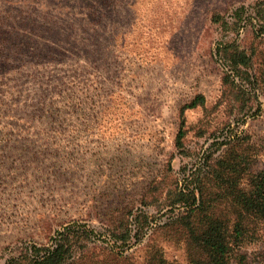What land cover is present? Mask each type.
Listing matches in <instances>:
<instances>
[{"label":"rangeland","instance_id":"1","mask_svg":"<svg viewBox=\"0 0 264 264\" xmlns=\"http://www.w3.org/2000/svg\"><path fill=\"white\" fill-rule=\"evenodd\" d=\"M241 6L254 17L264 0H0V264L122 213L151 221L146 234L78 264H194L168 224L186 209L165 197L227 162L218 183L207 174V210L228 234L240 220L228 264H264V223L224 192L264 171V35L213 20ZM228 41L251 60L247 90L224 83Z\"/></svg>","mask_w":264,"mask_h":264},{"label":"trees","instance_id":"2","mask_svg":"<svg viewBox=\"0 0 264 264\" xmlns=\"http://www.w3.org/2000/svg\"><path fill=\"white\" fill-rule=\"evenodd\" d=\"M245 13L247 10L241 6L233 11L230 21L219 14L214 15L213 20L222 22L223 25L230 24L236 34L249 22L250 24L254 22L256 34L264 35V9L253 11L254 17L251 16V13L244 17ZM228 43H231L232 49L228 45L226 48L229 51L225 48L220 54L227 67L224 83L234 85L235 80H238V85L247 90V85L250 83L251 60L234 45L233 41H228ZM203 102L202 97H197L185 108L192 109ZM179 139L178 146H180ZM218 168L213 166V169L200 177L192 175L190 182L185 184L184 188H175L172 195L169 191L165 197L166 206L174 207L178 204L179 207L186 209L185 216L170 219L168 224H177L184 229L192 245L198 250L194 264H228L232 244L243 237L240 220L235 223L234 232L228 234L224 222L207 210L209 204L204 198L203 189L206 183L212 181L208 179L207 174L212 173L213 180L218 183L216 178H221L219 177L221 175H217L218 171L234 172V165L229 162L219 163ZM228 173L225 174L228 175ZM248 186L247 189H243L231 185L226 187L224 192L225 194L227 192L231 203L237 208L238 219L244 215L246 223L248 221L264 223V171L252 175L249 178ZM116 223L118 225H115ZM143 223L146 225H142ZM150 223L149 220L140 222L138 217L122 213L119 218L106 221L102 225L101 231L88 228L86 225L79 227L67 225L50 238L49 244L27 246L23 253L8 259L5 264H78L79 260L85 259L90 250H98L99 253L105 252L113 260L116 257L122 258L124 253L146 234L144 230Z\"/></svg>","mask_w":264,"mask_h":264}]
</instances>
